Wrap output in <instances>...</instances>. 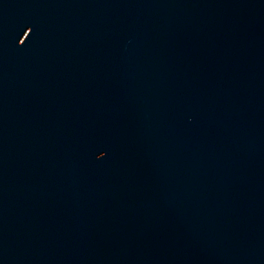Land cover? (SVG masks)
<instances>
[{
    "label": "water",
    "instance_id": "water-1",
    "mask_svg": "<svg viewBox=\"0 0 264 264\" xmlns=\"http://www.w3.org/2000/svg\"><path fill=\"white\" fill-rule=\"evenodd\" d=\"M0 264H264V0H0Z\"/></svg>",
    "mask_w": 264,
    "mask_h": 264
}]
</instances>
